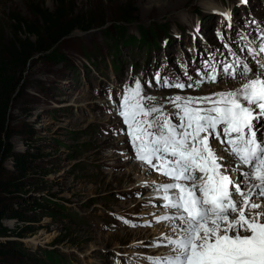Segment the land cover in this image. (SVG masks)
<instances>
[{
  "label": "rangeland",
  "instance_id": "rangeland-1",
  "mask_svg": "<svg viewBox=\"0 0 264 264\" xmlns=\"http://www.w3.org/2000/svg\"><path fill=\"white\" fill-rule=\"evenodd\" d=\"M262 1L0 0L2 41L14 38L11 20L21 18L37 30L42 47L49 48L28 60L21 87L8 110L12 152L29 151L33 155L28 163L29 178L21 193V203L30 208L19 207L14 200L16 194L0 190V211L4 215L20 211L33 218L32 224L21 225L31 233L20 239L12 233L0 234V240L21 243L31 257H36L35 264H149L146 257H155L154 248L162 246L152 247L150 239L156 238L152 230L158 224L145 212L164 215L167 209L139 203L159 192L151 188L147 191V187L139 191L137 175L129 172L139 161L126 158L129 129L110 96L116 94L121 107V98L129 94V89H135L134 77L139 78L145 108L162 109L163 97L203 93L188 87L178 92L164 90L167 88L157 85L153 75V69L160 68L153 67L161 63V68H165L168 63L167 68L175 70L183 54L191 55L189 36L198 25L204 42L222 48L223 44L217 42L219 33L215 34L223 18L219 12L231 10L236 16L234 30L242 32L247 29L244 22L249 18L264 19ZM215 4L221 10H215ZM61 7L62 13L58 10ZM45 10L65 17L48 29L38 14ZM124 13H129L133 22L121 21ZM76 23L93 27L57 37L62 28ZM179 64L183 65V61ZM242 79L237 76L225 80ZM225 80L206 87L223 89L219 85ZM153 94L156 96L150 105L146 97ZM130 100L135 103V97ZM167 113L170 114L168 109ZM178 121L175 116L173 123ZM4 167L13 171V159H7ZM150 191L154 194L146 199ZM35 201L44 202L47 208L36 209ZM0 223L8 231H16L18 224L8 217ZM143 225L151 226L147 229ZM147 236L149 240L144 244ZM136 243L142 247H133Z\"/></svg>",
  "mask_w": 264,
  "mask_h": 264
},
{
  "label": "snow or ice",
  "instance_id": "snow-or-ice-1",
  "mask_svg": "<svg viewBox=\"0 0 264 264\" xmlns=\"http://www.w3.org/2000/svg\"><path fill=\"white\" fill-rule=\"evenodd\" d=\"M223 15L231 19L230 13ZM257 51L264 53V37L257 48L249 49L253 55ZM240 63L238 59L222 70L225 77L244 78L235 90L170 97L178 109L174 114L178 124L162 109L142 106L145 97L138 80L123 97L120 115L128 126L135 158L172 181L155 189L163 193L162 207L169 210L156 222H169L174 235H164L152 245L168 247L170 252L148 257L149 264H264V203L253 200L264 197V133L258 136L254 124L264 119V71L253 73L246 63L241 70ZM208 66L214 73L215 68ZM260 68L264 69V58ZM205 77L208 82L217 80L206 72L187 85L159 75L156 82L183 90L203 83ZM130 97H135V103H130ZM153 113L157 115L149 120ZM217 141L226 145L222 150L231 161L218 154ZM231 172L243 180L237 181ZM173 191L175 195H170Z\"/></svg>",
  "mask_w": 264,
  "mask_h": 264
},
{
  "label": "trees",
  "instance_id": "trees-1",
  "mask_svg": "<svg viewBox=\"0 0 264 264\" xmlns=\"http://www.w3.org/2000/svg\"><path fill=\"white\" fill-rule=\"evenodd\" d=\"M59 1L62 3L63 0ZM58 10L60 13L63 12L62 7ZM125 13L122 15L121 21L124 23L133 22L134 19L132 16H130L129 13ZM38 14L43 17L45 27L48 29H52L58 24V20H63L65 17L55 13L53 14L46 10ZM77 18L78 17H76V19ZM11 21L15 29L14 38L4 42L0 37V190L8 194H16L14 200L18 203V206L28 209L30 208L29 206L21 203L23 199V195H21V193L27 183V178H29L27 176V170L29 168L28 163L32 161L33 155L29 151L22 154H15L12 152V147L9 143L10 134L8 127V110L10 104L15 98V95L21 87V75L28 60L33 54L44 53L49 48L42 47L37 30L31 27V25L25 20L21 18H14ZM92 27V24L84 25L76 23L69 27L62 28L57 37L61 39L69 36L75 30L88 31ZM21 35L24 36V39ZM144 35H147V33H144ZM32 37L34 38L31 39ZM9 158H12L14 161L13 171H7L4 167L5 161ZM43 204L45 203L35 201L34 207L36 209L43 210L47 208ZM5 217L15 219L17 221L18 224L16 225V231H8L0 223V234L5 235L7 233H12L13 236L20 239L31 233L28 227L21 228V225L26 223L29 225L32 224L31 222L34 220L33 218L30 219V217L23 215L20 211H13L7 213V215H4L3 211H0V221ZM17 257L18 259H16V261L12 260ZM24 257L26 259L23 261ZM45 260L49 262V259L45 258ZM53 262L55 263L56 261L53 259ZM32 263H38L36 257H31L29 250L22 246L21 243L17 241L0 240V264Z\"/></svg>",
  "mask_w": 264,
  "mask_h": 264
},
{
  "label": "bare ground",
  "instance_id": "bare-ground-1",
  "mask_svg": "<svg viewBox=\"0 0 264 264\" xmlns=\"http://www.w3.org/2000/svg\"><path fill=\"white\" fill-rule=\"evenodd\" d=\"M203 1V0H201ZM249 1V0H248ZM249 2H247V5H248ZM215 10H218L219 8L216 7V4L214 6ZM250 8V6L248 7ZM228 13V12H227ZM225 16V15H224ZM233 15H231V19H228L226 18L227 20V23H231V26L233 27V23L232 21L235 19V17H232ZM202 21V20H201ZM168 40V39H167ZM226 81V80H225ZM244 79H242L241 81H237V82H229L226 81V82H222L221 85H219V88L221 86H223V89H219V90H212L211 87L209 88H204L202 87L201 89H199V91H202L203 93L206 92V93H201L197 96H192V97H203V96H214L215 93L217 92H220V91H228V90H235L237 88H239L241 86L242 83H244ZM218 85V84H217ZM216 88L218 89V86H216ZM174 93H172L173 95ZM206 94V95H205ZM155 97L156 95H148V97ZM165 96V95H164ZM150 105H151V100L147 101ZM160 106L162 107V111L164 114H168L167 113V109L168 111L170 112L169 116H171L173 118L174 116V113L177 112L176 110V107L171 103V101L169 100V97H167L165 99V97H163V101L160 103ZM151 108V107H150ZM153 115H157L156 113H153ZM154 117L152 116L151 119H153ZM125 138V137H124ZM125 143V142H124ZM127 146V149H128V154H127V157L126 158H133L135 159V151L134 149H132L130 147V145H128V143L126 144ZM216 148H218V146H216ZM220 150V148H218ZM227 158V155L226 157ZM135 161V160H134ZM139 161V160H138ZM141 162H139L140 164ZM139 164H135L133 165V167H130V173H135L137 175V178H138V187H140L139 191L143 190L141 189L142 187L146 188L147 187V191L149 188H151L152 191H154L156 189V186L158 185H161V184H164L166 182H163L161 181V178H159L158 176H156L155 174H153L154 176H150L149 172L150 170L145 167L144 165H139ZM151 173V172H150ZM237 181H241L243 180V178H240L239 176V173H235V172H231L230 173ZM156 191V190H155ZM156 193V192H155ZM152 193L151 191L147 193V195L145 196L146 199H148L149 196H151ZM160 197V192L159 193H156L154 195L151 196V198L149 199V201L147 200H141L139 203H144L145 205L146 204H153L154 206H158L160 205L159 203H163L164 201L162 199L159 198ZM253 200L256 201V202H259V203H264V197H261L259 200L256 199V197H253ZM160 208V207H158ZM154 209V208H153ZM151 210V209H150ZM154 211V210H153ZM162 211V210H161ZM161 211L159 214H161ZM169 210H167V213H168ZM254 211H257V210H254ZM144 212V211H143ZM145 213H150V216H152V218H149L150 220H156V217L157 216H160L156 213H152L150 211H147ZM164 213V212H163ZM143 215V214H142ZM146 220V219H145ZM148 220V219H147ZM146 220V221H147ZM145 223V222H144ZM158 226L157 227H154L153 230H152V234L153 236H156V238H152L150 239V242H158V241H161L162 240V237L164 235H174V233L171 232V228H170V225H169V222L165 221V222H161V223H157ZM143 228H147V229H150L148 227H146L145 225L142 226ZM146 229V230H147ZM144 231V229H143ZM145 233V232H144ZM142 235V234H141ZM145 235V234H144ZM144 237V236H143ZM142 237V239H144ZM149 236L146 237V239H144V244H146V241H148L149 239ZM166 243V241L164 242ZM143 244V245H144ZM152 244V243H151ZM133 247H142V244H139V243H136ZM152 247H155V246H152ZM156 248H159V247H156ZM170 252V249L168 247H160V249H155L154 248V253L156 254L155 257H161V256H165L167 254H169ZM152 254V253H151ZM137 255H140L139 253H137ZM150 255V254H149ZM148 258V257H146ZM133 262H138V263H141L139 262L137 259H132Z\"/></svg>",
  "mask_w": 264,
  "mask_h": 264
}]
</instances>
